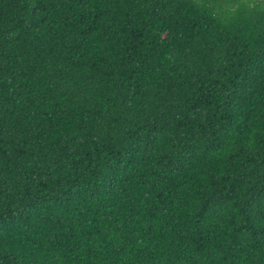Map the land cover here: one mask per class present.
<instances>
[{
	"label": "trees",
	"instance_id": "trees-1",
	"mask_svg": "<svg viewBox=\"0 0 264 264\" xmlns=\"http://www.w3.org/2000/svg\"><path fill=\"white\" fill-rule=\"evenodd\" d=\"M237 3L0 0V264H264V13L212 15Z\"/></svg>",
	"mask_w": 264,
	"mask_h": 264
},
{
	"label": "clouds",
	"instance_id": "clouds-1",
	"mask_svg": "<svg viewBox=\"0 0 264 264\" xmlns=\"http://www.w3.org/2000/svg\"><path fill=\"white\" fill-rule=\"evenodd\" d=\"M241 9H257L260 13H264V0H241V3L237 4L216 5L212 15L215 16L218 12L223 13L225 22L232 23L241 18ZM243 18L246 19L247 17L244 16Z\"/></svg>",
	"mask_w": 264,
	"mask_h": 264
}]
</instances>
